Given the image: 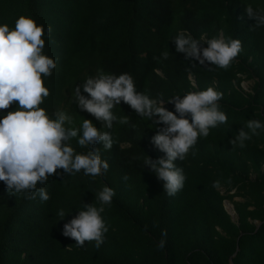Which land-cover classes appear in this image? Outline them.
<instances>
[{"label":"trees","instance_id":"trees-1","mask_svg":"<svg viewBox=\"0 0 264 264\" xmlns=\"http://www.w3.org/2000/svg\"><path fill=\"white\" fill-rule=\"evenodd\" d=\"M249 4L264 11V0H0V24L14 28L26 15L45 31L52 26L43 51L56 68L44 77L50 95L41 105L50 117L64 110L74 118L72 127L90 119L101 128L73 102L76 86L99 70L130 74L138 92L170 111H175L172 98L212 87L223 93L220 110L228 116L227 123L199 138L185 160L175 161L187 179L169 196L164 182L143 165L148 156L165 155L152 142L164 125L123 102L116 105L114 114L129 117V123L101 128L113 136L110 150L102 142L81 148L71 141L77 152L99 149L109 163L103 175L58 169L38 185L50 195L43 202L38 195L10 193L0 181V264H264V129L243 148L229 143L248 120L264 123V26L256 27L248 16ZM181 31L202 43L221 34L239 39L242 51L226 70L200 65L176 52L172 39ZM247 79L249 89L241 84ZM18 107L0 110V119ZM105 186L116 194L102 213L109 226L104 243L98 249L95 241L77 246L63 235L64 224L84 204L99 207L96 193ZM161 239L163 249L157 247Z\"/></svg>","mask_w":264,"mask_h":264},{"label":"clouds","instance_id":"clouds-1","mask_svg":"<svg viewBox=\"0 0 264 264\" xmlns=\"http://www.w3.org/2000/svg\"><path fill=\"white\" fill-rule=\"evenodd\" d=\"M250 18L256 20V27L264 26V11L246 6ZM52 26L47 31L43 25L26 15L15 21V27L0 24V110L18 104L15 111H8L0 119V181L10 193H23L27 199L47 201L50 195L40 184H45L57 170L64 174L75 175L83 171L92 177L103 175L109 168L99 149L77 152L71 144L77 140L81 148H89L99 142L110 150L115 143L110 131L113 123L128 124L129 117H118L113 109L121 102L129 105L138 115L150 119L157 118L155 124H163L152 137L154 146L165 153L158 159L148 156L143 165L150 167L157 178L163 181L164 191L169 196L176 195L185 185L186 175L175 161L186 159L200 137H207L210 129L225 124L228 116L220 110L219 101L223 93L209 87L205 90L190 92L184 97H174L168 102L174 104L175 111L166 108L163 102L151 99L147 94L138 92L133 77L128 73L115 75L99 70L77 85L73 102L81 111H86L102 123L97 128L90 119H84L80 128L72 127L74 118L64 110H58L55 118L50 117L47 109L41 107L50 95L44 77H50L56 68V60L44 53L45 36H50ZM176 52L184 54L186 60L198 61L200 65H214L228 69L242 51L239 39L225 38L222 34L207 40V46L184 31L173 39ZM168 52L162 58H168ZM155 59H159L154 57ZM87 93V95H84ZM189 116L191 119H189ZM237 135L229 141L235 148H243L252 135L264 129V123L250 119ZM195 155V153H193ZM126 180L127 177L125 176ZM219 181L213 187H219ZM115 190L105 186L96 193L100 206L84 204L82 210L64 224L63 235L76 241L77 246L95 241L98 249L104 243L109 231L102 213L105 205H111ZM58 215L63 219L65 211ZM166 236L167 233H162ZM165 240L157 247L163 249Z\"/></svg>","mask_w":264,"mask_h":264},{"label":"rangeland","instance_id":"rangeland-1","mask_svg":"<svg viewBox=\"0 0 264 264\" xmlns=\"http://www.w3.org/2000/svg\"><path fill=\"white\" fill-rule=\"evenodd\" d=\"M241 84L242 86L245 88V89H249L251 84H252V80L251 79H247V80H242L241 81ZM229 203V204H228ZM228 203H225L226 207L228 210L230 211H233V206L231 204V202L228 201Z\"/></svg>","mask_w":264,"mask_h":264},{"label":"water","instance_id":"water-1","mask_svg":"<svg viewBox=\"0 0 264 264\" xmlns=\"http://www.w3.org/2000/svg\"><path fill=\"white\" fill-rule=\"evenodd\" d=\"M225 203H228V200H227V199H224V204H225ZM228 204H229V203H228ZM225 207H226V205H225ZM226 209H227V207H226ZM227 210H228V209H227ZM228 212L232 215V217L235 216L234 209H233V211L228 210Z\"/></svg>","mask_w":264,"mask_h":264}]
</instances>
